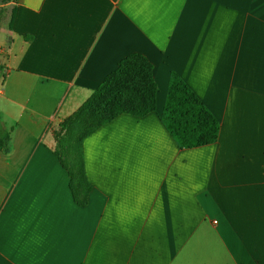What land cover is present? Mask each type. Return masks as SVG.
I'll use <instances>...</instances> for the list:
<instances>
[{
    "label": "crops",
    "instance_id": "0c3cea01",
    "mask_svg": "<svg viewBox=\"0 0 264 264\" xmlns=\"http://www.w3.org/2000/svg\"><path fill=\"white\" fill-rule=\"evenodd\" d=\"M0 264H264V0L0 3ZM131 53L156 107L82 143L73 199L52 127ZM177 73L220 124L181 148L160 114Z\"/></svg>",
    "mask_w": 264,
    "mask_h": 264
},
{
    "label": "trees",
    "instance_id": "16d2710c",
    "mask_svg": "<svg viewBox=\"0 0 264 264\" xmlns=\"http://www.w3.org/2000/svg\"><path fill=\"white\" fill-rule=\"evenodd\" d=\"M152 70V63L144 55H127L71 115L52 127L53 151L68 173L77 204L87 203L91 188L84 170V139L121 113L140 117L155 110L157 85ZM160 120L181 148L213 143L219 134L217 118L175 72L169 78ZM8 145V131L0 122V149L6 150Z\"/></svg>",
    "mask_w": 264,
    "mask_h": 264
},
{
    "label": "rangeland",
    "instance_id": "374dc122",
    "mask_svg": "<svg viewBox=\"0 0 264 264\" xmlns=\"http://www.w3.org/2000/svg\"><path fill=\"white\" fill-rule=\"evenodd\" d=\"M54 144H55V140H54Z\"/></svg>",
    "mask_w": 264,
    "mask_h": 264
}]
</instances>
